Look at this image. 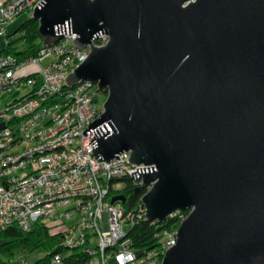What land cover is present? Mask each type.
<instances>
[{
    "label": "water",
    "instance_id": "1",
    "mask_svg": "<svg viewBox=\"0 0 264 264\" xmlns=\"http://www.w3.org/2000/svg\"><path fill=\"white\" fill-rule=\"evenodd\" d=\"M32 17L43 44L90 46L66 85L107 90L83 131L100 160L156 165L132 172L147 219L192 208L162 264H264V0H41Z\"/></svg>",
    "mask_w": 264,
    "mask_h": 264
},
{
    "label": "built area",
    "instance_id": "2",
    "mask_svg": "<svg viewBox=\"0 0 264 264\" xmlns=\"http://www.w3.org/2000/svg\"><path fill=\"white\" fill-rule=\"evenodd\" d=\"M40 1L6 0L0 6V37L10 21L24 11L32 15ZM76 37L65 33L25 60L0 55V100L14 96L0 110V124L4 123L0 128V230L16 225L26 231L37 220L64 223L62 219L68 218L72 221L63 230L67 245L84 246L94 235L88 264H161L177 242V228L165 230L154 249L137 253L132 248L124 225L147 219L145 206L142 203L136 213L126 212L108 195L111 188L120 187L119 179L132 178L138 167L147 166L130 162L129 151L110 162L94 154L89 144L94 133L83 131L103 113L101 97H106V90L92 81L66 85L68 74L90 52V46L73 42ZM108 38L103 33L95 42L102 46ZM27 66L33 70L18 72ZM134 181L142 183L141 176ZM186 215L180 212V222ZM60 262L56 254L51 264Z\"/></svg>",
    "mask_w": 264,
    "mask_h": 264
},
{
    "label": "trees",
    "instance_id": "3",
    "mask_svg": "<svg viewBox=\"0 0 264 264\" xmlns=\"http://www.w3.org/2000/svg\"><path fill=\"white\" fill-rule=\"evenodd\" d=\"M38 25V20L34 19L32 15L29 16L15 31L8 34L9 39L5 43L0 42V55H11L18 60L36 56L43 44L38 33ZM118 181H120V187L110 189L109 199L123 195L124 200L118 201L126 212L136 213L142 207L141 198L147 188H143L139 181H134L132 178H121ZM179 215L180 212L173 217H168L163 222L148 219L132 222L127 231L132 248L137 253H142L158 247L163 238V232L179 226ZM90 236L89 244L94 248V235L90 234ZM37 249H42L44 254L33 262L28 261L21 264H51L56 254L61 256L60 264H88L93 258L85 246L67 245L64 231L58 230L54 224L48 222L37 220L26 231L16 225L0 230V264H6L17 255L30 253Z\"/></svg>",
    "mask_w": 264,
    "mask_h": 264
},
{
    "label": "rangeland",
    "instance_id": "4",
    "mask_svg": "<svg viewBox=\"0 0 264 264\" xmlns=\"http://www.w3.org/2000/svg\"><path fill=\"white\" fill-rule=\"evenodd\" d=\"M29 16H31V13L29 11H24L21 14H19L18 16H16L12 21H10L6 25V34L4 36L0 37V42L1 43H5V41L7 39H9L8 34H10L13 31H15L20 26V24L22 22H24ZM95 40H96V38L93 39V43H94L95 46H98L96 44ZM32 70H33L32 66H27V67H25L24 69H22L21 71H18V72L26 74V73H28V72H30ZM106 96H107V90H106ZM13 99H14V96L12 94H10L7 97H5L4 99L0 100V110L5 108L6 104L11 102ZM104 99H106V97L104 98V96H102L101 97V105H102ZM142 165H145V164H142ZM145 166H147V167L148 166H154V164H149V165H145ZM155 169L157 170V168H155ZM149 188L150 187H148L147 190H149ZM74 204H75V201L71 200L70 201V206H73ZM191 209L192 208H189V209H187L185 211H182V212H186V214H187L186 217H187L188 214L191 212ZM63 210H65V209H63ZM62 220H63L64 223H61L60 221L55 220V219H50L48 222L50 224H54L55 227L58 230H64L67 227V225L70 224L72 219L63 218ZM180 224H181V222L179 223V225ZM124 227H125V230L128 231L129 228L131 227V224L127 223V224L124 225ZM178 227H177V230H178ZM43 254L44 253H43L42 249H37V250H35L33 252H30V253H23V255H17L14 259L8 261L6 264H21L24 261L33 262L34 260H36L38 257L42 256ZM162 261H163V259H162Z\"/></svg>",
    "mask_w": 264,
    "mask_h": 264
},
{
    "label": "bare ground",
    "instance_id": "5",
    "mask_svg": "<svg viewBox=\"0 0 264 264\" xmlns=\"http://www.w3.org/2000/svg\"><path fill=\"white\" fill-rule=\"evenodd\" d=\"M108 37H109V36H108ZM88 46H89V45H88ZM85 47H86V46H85ZM105 100H106V99H105ZM146 165H147V164H146ZM154 167L157 168L156 165H154ZM155 170H156V169H155ZM141 184H142V183H140V185H141ZM191 210H192V209H191ZM182 211H185V210H177L176 212H182ZM170 214H171V213H170ZM168 216H169V215H168ZM168 216H167V218H168ZM167 218H166V219H167ZM155 221L159 222L158 220H155ZM84 246H85V248H86V249L88 250V252H89V248H90L91 246H90L88 243L85 244Z\"/></svg>",
    "mask_w": 264,
    "mask_h": 264
},
{
    "label": "crops",
    "instance_id": "6",
    "mask_svg": "<svg viewBox=\"0 0 264 264\" xmlns=\"http://www.w3.org/2000/svg\"><path fill=\"white\" fill-rule=\"evenodd\" d=\"M6 0H0V6L5 2Z\"/></svg>",
    "mask_w": 264,
    "mask_h": 264
}]
</instances>
